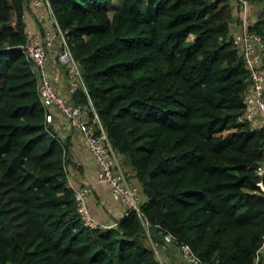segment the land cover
Segmentation results:
<instances>
[{
	"label": "trees",
	"instance_id": "16d2710c",
	"mask_svg": "<svg viewBox=\"0 0 264 264\" xmlns=\"http://www.w3.org/2000/svg\"><path fill=\"white\" fill-rule=\"evenodd\" d=\"M49 1L109 138L141 183L149 225L135 210L117 226L83 222L68 150L46 130L21 50L28 0H0V264H161L148 236L164 245L168 235L204 262L254 264L264 126L238 121L250 78L229 1ZM251 28L264 38V13ZM88 96L79 88L70 100Z\"/></svg>",
	"mask_w": 264,
	"mask_h": 264
},
{
	"label": "built area",
	"instance_id": "2783aa9c",
	"mask_svg": "<svg viewBox=\"0 0 264 264\" xmlns=\"http://www.w3.org/2000/svg\"><path fill=\"white\" fill-rule=\"evenodd\" d=\"M232 11L240 20V29L233 33L232 40L236 46L238 55L244 60L250 83L243 94L244 109L238 115V121H250L254 125L264 126V38L263 35L251 28L252 1L228 0ZM33 6H46L53 24L44 31L34 30L27 26L26 41L21 50L31 62L32 71L37 80V90L45 112L46 130L51 135H56L54 130V110L58 111L66 119L69 127L80 131L87 142L94 160L98 165L97 181L111 188L112 195L124 204V215L135 210L141 222L148 226V218L141 209L142 190L132 181L121 154L114 147L106 129L101 121L97 109L88 96L81 66L77 61L66 36L61 29L49 0H28ZM58 47L57 59L65 67L68 91L70 96L81 88L88 96L87 103H74L70 97L60 94L57 85L53 82L49 70L51 51ZM63 144L64 153L68 146ZM258 174L263 173L259 167ZM74 190L77 209L85 224L91 227H112L118 225V220L111 225L100 224L91 214L87 197L93 193V186L83 184L70 185ZM167 240L172 241L168 235ZM154 243V242H153ZM156 245V244H155ZM157 246V245H156ZM185 264H214L204 262L193 251L188 243L178 246ZM161 262V261H160ZM162 264V262H161ZM264 264V234L262 241L255 253V263Z\"/></svg>",
	"mask_w": 264,
	"mask_h": 264
},
{
	"label": "crops",
	"instance_id": "0c3cea01",
	"mask_svg": "<svg viewBox=\"0 0 264 264\" xmlns=\"http://www.w3.org/2000/svg\"><path fill=\"white\" fill-rule=\"evenodd\" d=\"M24 19L26 25L34 30L44 31L50 27L53 22L47 12L46 6H33L28 2L24 10ZM235 20L231 24V34L238 31L240 26ZM58 47H54L51 51L49 70L53 82L57 85L60 94L65 97H71L68 91L66 70L65 67L57 59ZM54 130L63 142L68 146V163L67 169V182L69 185L79 186L89 184L93 186V193L87 197V202L92 216L103 225H111L114 221L120 219L125 210V206L121 201L113 197L111 188L106 184L98 183V165L93 158L91 151L88 148L84 135L75 129H71L66 119L58 111L54 110ZM122 157V155H121ZM130 178L136 182L142 190L141 183L134 175V170L125 164ZM146 199L142 193V202ZM159 247V245H157ZM171 246L165 243L160 247L166 248ZM175 247V246H174ZM172 252L178 256L177 247L171 246ZM169 248L167 250L168 260L175 264L176 259H172V253ZM179 250V249H178ZM178 258V257H177ZM177 264V263H176Z\"/></svg>",
	"mask_w": 264,
	"mask_h": 264
},
{
	"label": "rangeland",
	"instance_id": "374dc122",
	"mask_svg": "<svg viewBox=\"0 0 264 264\" xmlns=\"http://www.w3.org/2000/svg\"><path fill=\"white\" fill-rule=\"evenodd\" d=\"M117 1V2H116ZM119 2V0H114V3L111 5V7L113 6V5H117V3ZM144 7H147V5L146 4H144L143 5ZM148 8V10H150L151 8L150 7H147ZM252 10H253V13H252V22L253 23H255L256 21H257V19L259 18V17H261L262 15H263V13H264V0H257V1H252ZM117 9L114 7L113 9H112V12H114V11H116ZM235 19V18H234ZM237 22L238 23H240V20L238 19L237 20ZM234 24L236 25V20H235V22H234ZM147 227V226H146ZM148 245L150 246V247H152L153 249H154V251H155V253H156V256H157V258L159 259V261H161L162 262V264H173L172 262H170L169 260H168V254H166L167 253V250H169V248H170V250H171V246L173 247V248H175L176 246H175V244L173 243V242H171V241H169V240H167L166 239V242L165 243H169L171 246H167L166 248H162V247H160L161 245H159V247L158 246H156L155 245V243H153V241L150 239V236H148ZM175 246V247H174ZM179 248L177 247V252H178V256H176V254L174 253V252H172V250H171V253H172V259L173 260H177L176 262H175V264L177 263V264H185L184 262H183V260H182V257H181V251L180 250H178ZM166 253H165V252ZM178 257V258H177Z\"/></svg>",
	"mask_w": 264,
	"mask_h": 264
}]
</instances>
